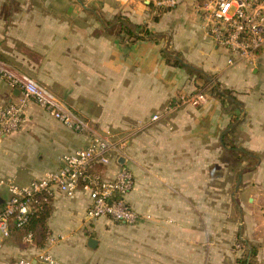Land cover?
<instances>
[{
	"label": "crops",
	"instance_id": "crops-1",
	"mask_svg": "<svg viewBox=\"0 0 264 264\" xmlns=\"http://www.w3.org/2000/svg\"><path fill=\"white\" fill-rule=\"evenodd\" d=\"M148 1L0 0V67L44 88L75 121L66 126L29 100L23 125L0 139V179L25 187L58 169L63 155L85 148L93 136L120 137L114 143L121 144L125 161L110 163L104 172L112 176L118 164L127 167L134 177L127 202L157 217L149 227L128 228L129 236L119 242L120 264H241L242 252L232 250L237 236L258 249L257 264H264V227H252L248 215L245 227L209 223L195 232L189 219L192 200L203 198L208 177L202 170L212 164L210 153L261 156L249 181L264 184V49L254 67H228V53L207 36L202 0H178L174 9L159 13ZM140 26L151 39H128L127 30L141 36ZM161 51L192 73L167 63ZM211 84L229 91L235 103L211 96ZM18 91L0 76V105L19 102ZM198 92L206 95L205 106L151 122L180 93ZM252 189L239 191L237 207L244 213L255 208L245 209L241 201L244 194L254 196ZM7 197L1 188L0 207ZM87 203L81 192L73 199L55 194L46 221L55 243L25 244L23 231L13 230L0 246V264L33 254L34 264H42L38 255L45 248L65 264L91 260L95 249L80 237L102 219H84ZM33 228L34 235L40 232Z\"/></svg>",
	"mask_w": 264,
	"mask_h": 264
},
{
	"label": "built area",
	"instance_id": "built-area-1",
	"mask_svg": "<svg viewBox=\"0 0 264 264\" xmlns=\"http://www.w3.org/2000/svg\"><path fill=\"white\" fill-rule=\"evenodd\" d=\"M148 4L155 13H159L174 9L178 0H149ZM200 10L207 22V36L214 45L228 53L226 65L254 67L259 53L264 49V0H202ZM0 76L22 95L17 103L0 105V139L12 135L23 125L24 110L29 100L35 101L64 125L72 127L75 124L71 116L63 114L58 101L35 82L17 78L2 67ZM206 104L207 97L202 92L180 93L154 114L151 122H157L185 107L201 108ZM122 159L125 161L121 144L95 135L85 148L63 155L58 169L45 172L25 187H18L8 179H0V189H5L8 194L0 207V246L10 238L13 230L23 231L22 241L32 244L35 235L28 225L32 218L38 219L55 194L73 199L81 192L88 202L84 213L87 222L105 219L136 225L140 216L127 202V196L134 187L133 174L118 163L112 176L104 172L110 163ZM46 240L49 246L55 243L51 236ZM233 246L235 252H242L239 241L235 240ZM262 250L261 259L264 261V243ZM38 259L42 264H60L49 248L42 250ZM15 264H34V261L21 257Z\"/></svg>",
	"mask_w": 264,
	"mask_h": 264
},
{
	"label": "rangeland",
	"instance_id": "rangeland-1",
	"mask_svg": "<svg viewBox=\"0 0 264 264\" xmlns=\"http://www.w3.org/2000/svg\"><path fill=\"white\" fill-rule=\"evenodd\" d=\"M103 138H107L110 142H116L120 137L104 136ZM260 158L261 156L259 155L252 156V154H248L247 152H236L235 150L230 152H213L209 154L208 160L212 162V164L202 170L208 177V180L203 181V185H201L202 192L200 195H203V198L192 200V213L189 219L190 227H193V232H195L194 230L197 228L203 229V226L206 227L209 223L211 227H230V223L232 225V222L234 226L245 227L246 224L244 223L247 215L249 216V222L252 227H264V184H252L250 186L251 171L255 168V164H259ZM198 170L201 169H195L193 172ZM249 170L250 174H245V172ZM253 186L255 187L253 188ZM247 187H250V189L253 188L254 196H247V194H244L245 196L242 195L241 201H243L245 209H250V204H253L255 208L253 212L247 211L244 213L242 209H238L237 204L239 205V194L241 193H239V191ZM255 194L258 196L257 200ZM247 197L251 199L249 204V200L246 202ZM138 214L140 216V221L136 225H126L103 219L95 222V225L91 226L95 227L94 230L85 232V238L80 237L83 246L87 245V238H92L97 241L94 254L90 256L92 259L85 261L82 257L80 259L77 257L73 259V261L78 259V264H120L119 242L121 239H125L129 236L127 232L128 228L149 227L153 225L154 220L157 219V217H152L149 214H142L140 212ZM161 221L168 224L172 223L169 219H162ZM36 227L41 226L37 225ZM48 236L49 235H43L40 231L35 235L33 242H35L36 246L40 244L39 248H44ZM234 242L235 240L233 241V245ZM110 243H113L112 251L106 250V247L109 246ZM233 245L232 250L235 251ZM108 253L111 254V256L113 255L114 258L112 259L111 257L110 260V255ZM36 255L37 254H33L27 258L32 259L37 257ZM83 255H88V253L84 251ZM21 257L25 256L22 255L20 258ZM88 257L84 256L85 259H88ZM18 259L19 258L11 260L10 264H15ZM59 263L65 264L63 262ZM66 264H72V262Z\"/></svg>",
	"mask_w": 264,
	"mask_h": 264
},
{
	"label": "trees",
	"instance_id": "trees-1",
	"mask_svg": "<svg viewBox=\"0 0 264 264\" xmlns=\"http://www.w3.org/2000/svg\"><path fill=\"white\" fill-rule=\"evenodd\" d=\"M136 28H140V34L141 36H135L133 35L129 30L126 31L128 39H130V37L134 40H139V39H151L152 34L149 33L147 30L144 29V27H136ZM163 58L166 60L167 63L178 67V68H182L185 69L187 72L192 73V70H190V68L188 66H186L185 64H183L181 61L172 59L168 56V54L165 53V51H161ZM210 89H209V93L211 94V96L221 100L223 102V100H227V101H235V99L230 95V92L227 90H221L220 87L217 84H211L210 85ZM235 103V102H234ZM50 205L46 206V209L44 210V212L38 217V219H34L32 218L28 227L30 228V230L34 229L33 227H36L37 225L41 226V227H37L42 234L45 236H47V231H46V221L49 217L50 214ZM33 231V230H32ZM46 238V237H45ZM236 241H239V243L241 244V248H242V257L240 259V263L241 264H257V252L258 249L250 246L249 244L245 243L244 241H241L240 238L237 236Z\"/></svg>",
	"mask_w": 264,
	"mask_h": 264
},
{
	"label": "water",
	"instance_id": "water-1",
	"mask_svg": "<svg viewBox=\"0 0 264 264\" xmlns=\"http://www.w3.org/2000/svg\"><path fill=\"white\" fill-rule=\"evenodd\" d=\"M19 92V91H18ZM123 159L122 160H119V164L121 165V164H123ZM87 247L89 248V249H92V250H94V249H96V247H97V241L96 240H94V239H92V238H89L88 240H87Z\"/></svg>",
	"mask_w": 264,
	"mask_h": 264
}]
</instances>
